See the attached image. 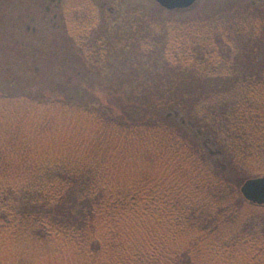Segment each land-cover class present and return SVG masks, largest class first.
Wrapping results in <instances>:
<instances>
[{
	"label": "trees",
	"instance_id": "trees-1",
	"mask_svg": "<svg viewBox=\"0 0 264 264\" xmlns=\"http://www.w3.org/2000/svg\"><path fill=\"white\" fill-rule=\"evenodd\" d=\"M86 9L67 86L0 91V264H264L237 184L264 176V9L144 35Z\"/></svg>",
	"mask_w": 264,
	"mask_h": 264
},
{
	"label": "rangeland",
	"instance_id": "rangeland-1",
	"mask_svg": "<svg viewBox=\"0 0 264 264\" xmlns=\"http://www.w3.org/2000/svg\"><path fill=\"white\" fill-rule=\"evenodd\" d=\"M62 2V6L66 10L95 9L101 18L102 32L105 31L108 24L106 21L103 22L104 19L107 21L115 19L118 24H121L120 30L122 31L126 29V23L131 22V25L136 26L133 31L138 30L140 31L139 35H144L151 34L153 30L157 29L156 25H163L171 18L168 11L162 9L153 0H62ZM254 2L264 9V0H201L194 8L186 11V14L198 8H200L202 16L209 17L228 8L245 11L255 6ZM50 4L53 6L52 0H0V68L2 66L11 68V70H0V91L2 93L13 89L19 94L45 96L43 98L47 100L54 95L55 88L67 86V74L63 70H68L67 65L75 57L71 50L72 39L66 34L68 33L67 26L64 25L66 33L60 32L65 35L64 37L52 40L51 61L48 68L45 63L47 55L45 54L43 34L46 31H44L41 22L46 15V6ZM104 5L105 8H103ZM33 16H36L37 21L31 20ZM27 25L37 28L35 39H32L33 47L27 49L25 48L27 46L21 47L16 43L21 49L17 47L19 51L15 50L17 36L23 33L28 38L30 36L26 31ZM108 26L111 28V25ZM108 31L111 32V29ZM52 33L53 35L60 34L59 32ZM110 35L112 37L108 38L118 40L115 38L114 32ZM27 50L31 51L27 52ZM28 53L33 55L29 56ZM24 57L35 60L32 67L33 69L39 67L40 70H17ZM123 69L124 67L121 68V70ZM244 179L238 180L237 184L239 185Z\"/></svg>",
	"mask_w": 264,
	"mask_h": 264
},
{
	"label": "flooded vegetation",
	"instance_id": "flooded-vegetation-1",
	"mask_svg": "<svg viewBox=\"0 0 264 264\" xmlns=\"http://www.w3.org/2000/svg\"><path fill=\"white\" fill-rule=\"evenodd\" d=\"M53 6L52 4L46 6L45 12L46 15H44V17L42 18V22L41 25L44 26V31H46L45 34H43V41H44V47H45V54L46 59H45V63L47 64V68L50 65V61H51V51H52V45H53V41L52 40H56V38H62L65 35H62L60 32L63 30H65V28L63 27V21L65 19V15H66V8H64L62 5V0H52ZM255 3V2H254ZM256 4V3H255ZM103 8H105V5L103 6ZM56 11V12H55ZM30 15V14H28ZM31 20L33 22L37 21L36 16H33L31 18ZM21 25V24H20ZM51 25V28H50ZM26 31L30 34L29 38L25 36V34L23 33L20 36H17V39L15 40V50H17L19 48V46H27L25 48L30 49L32 46V39H35L36 33H37V28H31L30 25H27L26 27ZM52 32H59V35H53ZM63 33H65V31H63ZM19 45H17V44ZM18 47V48H17ZM21 49V48H19ZM18 49V51H19ZM26 50V49H24ZM31 50H27V52H29ZM29 54V53H28ZM33 54H29V56H32ZM35 60H31V59H25L18 65L17 70H40L39 67H36L35 69H33V65H34ZM0 70H11V68H6L4 66H2L0 68Z\"/></svg>",
	"mask_w": 264,
	"mask_h": 264
},
{
	"label": "water",
	"instance_id": "water-1",
	"mask_svg": "<svg viewBox=\"0 0 264 264\" xmlns=\"http://www.w3.org/2000/svg\"><path fill=\"white\" fill-rule=\"evenodd\" d=\"M162 9L175 11H189L194 8L200 0H153ZM240 193L243 198L257 206H264V176L247 178L239 184Z\"/></svg>",
	"mask_w": 264,
	"mask_h": 264
}]
</instances>
